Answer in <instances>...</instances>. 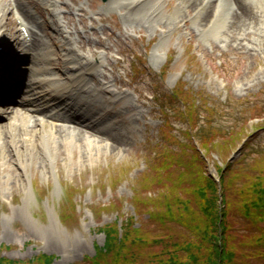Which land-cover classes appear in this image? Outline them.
I'll return each instance as SVG.
<instances>
[{
    "label": "rangeland",
    "instance_id": "1",
    "mask_svg": "<svg viewBox=\"0 0 264 264\" xmlns=\"http://www.w3.org/2000/svg\"><path fill=\"white\" fill-rule=\"evenodd\" d=\"M17 1L30 29L51 50L50 72L63 76L66 41L54 28L57 23L74 38L76 52L100 55L103 63L99 69H89L85 77L92 87V108L85 107V115H80L83 123H54L66 134L75 127L71 131L79 142L56 147L52 170L43 166L40 156L22 169L15 157L0 154V254L29 259L45 252L55 257L52 264L76 263L93 255L105 239L98 227L115 220L117 211L122 217L135 213L131 202L134 180L161 136V101L155 96L169 105L166 93L177 84L198 93L197 99L204 96L213 108L208 112L200 107L199 128L205 132L208 126L243 131L234 147L201 153L206 173L218 179L215 165L230 161V170H225L229 185L236 179L264 174L261 164L249 165L264 157V120L258 121L264 118V0H235L254 15L244 33L241 21L230 17L234 10L230 5H225L213 29L202 32L204 18L218 0H207L198 8L190 3L181 10L176 9L180 0H163V11L152 13L142 9L127 12L121 0H55L53 11L44 0ZM16 16L10 10L6 23L9 39L14 41L12 50L20 51L23 40ZM39 45L37 41L30 45L27 54L37 52ZM26 62L31 65L29 59ZM6 120L0 116V123ZM170 121L172 125L163 131L178 141L187 140L182 131L185 122ZM33 124L26 125L32 128ZM114 139L120 145L117 148L110 146ZM192 142L197 144L195 139ZM85 144L89 151H85ZM170 146L176 147L173 143ZM66 188L74 190L70 192L76 217L62 223ZM112 201L116 205L110 206ZM53 216L58 226L53 224Z\"/></svg>",
    "mask_w": 264,
    "mask_h": 264
},
{
    "label": "trees",
    "instance_id": "2",
    "mask_svg": "<svg viewBox=\"0 0 264 264\" xmlns=\"http://www.w3.org/2000/svg\"><path fill=\"white\" fill-rule=\"evenodd\" d=\"M195 96L192 90L177 86L166 93L169 105L157 97L161 136L154 144L159 150L148 152L134 180L131 202L135 213L122 217L117 211L115 220L98 227L105 235L103 245L71 264H264V174L236 179L229 185L225 170H230V161L215 165L218 179L206 173L201 153L234 147L243 131L212 125L205 127L207 132L199 128L200 107L208 112L213 108L204 96ZM170 118L185 122L182 131L187 140L178 141L163 131L172 125ZM254 161L249 165L264 166V157ZM65 191L62 223L76 217L70 192L74 190ZM54 258L45 252L29 259L0 254V264H52Z\"/></svg>",
    "mask_w": 264,
    "mask_h": 264
},
{
    "label": "bare ground",
    "instance_id": "3",
    "mask_svg": "<svg viewBox=\"0 0 264 264\" xmlns=\"http://www.w3.org/2000/svg\"><path fill=\"white\" fill-rule=\"evenodd\" d=\"M17 0H9L5 3L0 0V44H6L9 38V30L6 27V15L10 10H15L16 8L12 6L13 2L19 5ZM120 0H112L111 2H116ZM158 1V2H157ZM124 0L121 2L127 8V12L130 11H141L146 10L147 12H154L155 10L163 11L164 1L163 0ZM195 0H180L176 9L181 10L187 4L201 7L207 0H197L199 3L193 2ZM228 0H218L214 4V8L210 13L204 18L205 25L202 28V32H207L213 29L218 23L219 17H221L222 11L224 10L225 4ZM231 4L234 7L233 14L230 15L234 19L237 18L241 21L240 30L245 31L246 27L253 21V14L251 10L249 11L244 4L231 0ZM12 3V4H11ZM44 3L51 8L53 0H44ZM17 14L22 15L17 9ZM164 16V15H163ZM20 17V16H19ZM245 27V28H244ZM58 32L62 33V38L65 39V50L62 53L63 60V75L60 76L55 72H50L49 55L51 50L46 42L39 40L35 32L30 30L31 33V43H40V48L37 52L27 54L29 52L28 39L24 38L25 46L20 52V61L22 67L19 66L20 70H14V75L19 76L24 74L23 67H27V73L30 75L27 82V88L25 92V108L21 109L15 108L14 110H0V116L7 118L6 122L0 123V154L5 157L10 154L15 157L18 161L19 166L23 169L28 163L32 162L34 158L40 156L43 160V166L46 168L53 167L54 158L57 155V146H61L62 143L68 142L70 145L77 144L79 139H75L72 131L76 130L75 127H70V134L62 133L61 128L54 126L55 121L63 120V122L75 121L80 124L83 123L78 114L85 115L83 113L85 107L91 109V90L89 86L86 85L84 77L89 74V69L93 67H99L103 59L99 56L89 57L86 54H79L74 49L73 38L68 35V32L61 24H56L54 26ZM34 33V34H33ZM242 33V32H241ZM23 44V45H24ZM159 44H156L153 49V54H157ZM26 59H29L31 65H27ZM20 62V63H21ZM8 73L7 80H11ZM103 87L105 86L108 91L113 92L109 89V85L102 82ZM4 94V93H3ZM3 94H0V101H3ZM59 100L58 103L61 106L56 107L55 113L47 112L41 113L42 107H47L51 101ZM29 105V106H27ZM8 105L7 107H9ZM2 107V106H0ZM2 109V108H0ZM83 113V114H81ZM13 114V115H12ZM79 115V116H80ZM80 118V119H79ZM34 121L33 127L28 128V124ZM27 124V125H26ZM19 126V130L18 127ZM87 126V125H86ZM74 128V129H73ZM78 128V127H77ZM81 130V128H79ZM72 130V131H71ZM90 141V140H89ZM89 143V142H88ZM85 151H89L88 144H85ZM112 148L119 147V143L116 139L112 141L110 145ZM60 148V147H59ZM52 170V168H51ZM23 208L28 212L27 204H24ZM54 225L58 226V220L52 218Z\"/></svg>",
    "mask_w": 264,
    "mask_h": 264
}]
</instances>
